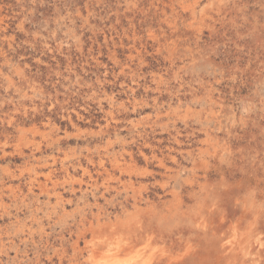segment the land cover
Segmentation results:
<instances>
[{"label":"rangeland","instance_id":"1","mask_svg":"<svg viewBox=\"0 0 264 264\" xmlns=\"http://www.w3.org/2000/svg\"><path fill=\"white\" fill-rule=\"evenodd\" d=\"M195 1L0 0V264H264V0Z\"/></svg>","mask_w":264,"mask_h":264},{"label":"bare ground","instance_id":"2","mask_svg":"<svg viewBox=\"0 0 264 264\" xmlns=\"http://www.w3.org/2000/svg\"><path fill=\"white\" fill-rule=\"evenodd\" d=\"M220 2V1H219ZM187 3V2H186ZM199 4V1L197 0V1H195V3H193V5H191L189 8L196 14V10H197V5ZM186 5V4H185ZM199 10V9H198ZM192 11H191V13H192ZM195 14H192V15H195ZM202 14V13H201ZM197 15V14H196ZM200 16V15H199ZM194 19H195V17H194ZM195 21H196V19H195ZM192 23V22H191ZM193 27V26H192ZM21 73H23V72H21ZM113 99V98H112ZM234 114V113H233ZM21 125V124H20ZM21 128H23V127H21ZM21 128H19L20 130H21ZM210 137V136H209ZM215 138V137H214ZM215 140V139H214ZM218 141V140H217ZM224 141V140H223ZM216 142V141H215ZM225 142V141H224ZM224 144V143H223ZM224 147V146H223ZM158 157V156H157ZM160 159V158H159ZM115 161H117V163H119V161L117 160V158H116V160ZM160 161L161 162H163V160L162 159H160ZM100 165H104V161H103V159H101V161H100ZM47 177H51V176H47ZM192 180V179H191ZM216 183V182H215ZM238 184V183H237ZM176 189V188H175ZM178 190V189H177ZM242 190H244V189H242ZM216 192V191H215ZM245 192V191H244ZM226 193V192H225ZM239 193V192H238ZM57 194V193H56ZM223 195V194H222ZM240 195H241V193H240ZM59 196V195H58ZM224 196V195H223ZM237 198V197H236ZM243 198V197H242ZM209 199V198H208ZM219 199V198H218ZM61 200V199H60ZM215 200V199H214ZM222 200V199H221ZM237 200V199H236ZM209 201V200H208ZM206 202V201H205ZM211 202V201H210ZM236 202V201H235ZM237 203V202H236ZM244 203V202H243ZM242 203V204H243ZM138 206V205H137ZM208 206V205H207ZM243 206H245V204L243 205ZM255 206V205H254ZM256 207H257V205H256ZM239 208V207H238ZM213 209V208H212ZM207 210V209H206ZM220 210H221V208H220ZM242 209H240V211H241ZM257 210V209H256ZM203 211H204V209H203ZM260 212V211H259ZM209 213V212H208ZM257 213V212H256ZM101 215V213H99L98 214V218H99V216ZM106 216V215H105ZM234 216V215H233ZM241 216V215H240ZM250 216V215H249ZM134 217V216H133ZM200 217V216H199ZM242 217V216H241ZM257 217V216H256ZM111 218V217H110ZM224 218H226V217H224ZM244 218H246L245 216H244ZM252 218H253V215H252ZM125 219V218H124ZM154 219V218H153ZM205 219V218H204ZM234 219V218H233ZM247 219V218H246ZM106 220V219H105ZM108 220V219H107ZM111 220V219H110ZM157 220V219H156ZM220 220V219H219ZM218 220V221H219ZM249 220H250V218H249ZM253 220V219H252ZM205 221V220H204ZM207 221V220H206ZM225 221V220H224ZM237 221V220H236ZM256 221V220H255ZM112 222V221H111ZM138 222V221H137ZM214 222V221H213ZM223 222V221H222ZM108 223V222H107ZM106 223V224H107ZM112 223H114V222H112ZM210 223V222H209ZM221 223V222H220ZM231 223V222H230ZM96 224H98V223H96ZM205 224V223H204ZM208 224V223H207ZM219 224V223H218ZM223 224V223H222ZM251 224V223H250ZM99 225V224H98ZM102 225V224H101ZM116 225H118V224H116ZM135 225V224H134ZM143 225V224H142ZM105 226V225H104ZM108 226V225H107ZM114 226V225H113ZM139 226V225H138ZM137 226V227H138ZM197 226V225H196ZM204 226V225H203ZM257 226H258V224H257ZM120 227V226H119ZM123 227V226H122ZM256 227V226H255ZM90 228H91V226H90ZM100 228V227H99ZM109 228V227H108ZM121 228V227H120ZM125 228V227H124ZM127 228V227H126ZM129 228V227H128ZM127 228V229H128ZM209 228V227H208ZM245 228V227H244ZM258 228V227H257ZM260 228V227H259ZM258 228V229H259ZM96 229H97V225H96ZM110 229H112V227H110ZM135 230H136V228H134ZM146 229V228H145ZM160 229V228H159ZM210 229V228H209ZM214 229V228H213ZM231 230H230V234H229V238L227 239V241H226V245L224 246V248H223V246H222V248H223V250L222 251H224L225 252V254H223V256L221 257V258H219L220 260H224V262H225V260H227L225 263L226 264H236L237 262L239 263V264H242V261H244L245 260V258L246 257H251L252 258V260H253V257H254V254H255V249L258 247V246H260L261 247V243H260V238H259V235L258 234H256L255 232H254V230H255V228H253L252 226H250V227H247V228H245V229H243V228H240L239 227V225H232L231 226V228H230ZM115 230V229H114ZM160 230H162V229H160ZM159 230V231H160ZM166 230V229H165ZM164 230V231H165ZM206 230V229H205ZM205 230H204V232H205ZM211 230V229H210ZM209 230V231H210ZM222 230H224V229H222ZM257 230V229H256ZM118 231V230H117ZM122 231V230H121ZM199 231V230H198ZM264 231V230H263ZM97 232H99V231H97ZM104 232V231H103ZM115 232V231H114ZM114 232H113V236H114ZM123 232H125V230H123ZM208 232V231H207ZM229 232V231H228ZM110 233H111V231H110ZM118 233V232H117ZM116 233V234H117ZM142 233H144V232H142ZM164 233V232H163ZM166 233V232H165ZM213 233H215V232H213ZM212 233V234H213ZM93 234V233H92ZM98 234V233H97ZM120 234H122L121 232H120ZM160 234V233H159ZM158 234V235H159ZM191 234V233H190ZM261 235H262V233H260ZM95 235V234H94ZM108 235V234H107ZM135 235V234H134ZM146 235V234H145ZM174 235V234H173ZM183 235V234H182ZM192 235H193V233H192ZM220 235H222V234H220ZM225 235V234H224ZM137 236V235H136ZM178 236V235H177ZM176 236V237H177ZM190 236V235H189ZM201 236V235H200ZM204 236V235H203ZM94 237V236H93ZM108 237V236H107ZM131 237V236H130ZM184 237V236H183ZM202 237V236H201ZM200 237V238H201ZM105 238V237H104ZM137 238V237H136ZM161 238V237H160ZM84 239H86V238H84ZM92 239V238H91ZM131 239V238H130ZM180 239H181V237H180ZM106 239H102V238H94V239H92L91 241H89V245L87 246V253H88V255H87V257L86 258H84L85 259V261H84V264H150L151 262H152V260H153V258H154V251H153V249H151V252L149 251V252H145V249H146V247H147V245L148 244H146V243H144V244H142L141 246H139L138 248H136L135 250H132V251H129L128 253H124V254H121V253H119V248H120V244H121V242H122V236H117V237H113L112 239H110L109 238V240H108V244H105V245H107V247H106V249L104 250V251H99L98 253H96L95 251H94V249H95V247H97L101 242H103V241H105ZM107 240H106V243H107ZM126 240V239H125ZM201 240V239H200ZM77 241V240H76ZM157 241V240H156ZM160 241V240H159ZM191 241V240H190ZM194 241V240H193ZM204 241H205V239H204ZM85 242V241H84ZM127 242V241H126ZM166 242V241H165ZM188 242V241H187ZM206 242V241H205ZM78 243V242H77ZM161 243V242H160ZM76 244V243H75ZM165 244H167V243H165ZM185 244V243H184ZM77 245V244H76ZM123 245V244H122ZM125 245V244H124ZM154 245V244H153ZM264 244H262V246H263ZM83 246H85V245H83ZM131 246V245H130ZM79 247V246H78ZM129 247V246H128ZM132 247V246H131ZM194 247V246H193ZM212 247V246H211ZM101 248V247H100ZM104 248V247H103ZM151 248V247H150ZM164 248V247H163ZM131 249V248H130ZM147 249H149V248H147ZM162 249V248H161ZM193 249V248H192ZM86 250V249H85ZM97 250V249H96ZM122 250V249H121ZM126 250V249H125ZM124 250V251H125ZM181 250V249H180ZM205 250V249H204ZM203 250V251H204ZM219 250V249H218ZM166 251V250H165ZM191 251V250H190ZM202 251V252H203ZM211 251V250H210ZM82 252H83V250H82ZM81 252V253H82ZM86 252V251H85ZM101 252V253H100ZM126 252V251H125ZM196 252V251H195ZM257 252H258V250H257ZM257 252H256V256H257ZM206 253V252H205ZM209 253V252H208ZM202 254V253H201ZM76 255V254H75ZM82 255V254H81ZM178 255H180V253L178 254ZM184 255V254H183ZM263 255V254H262ZM261 255V256H262ZM213 256V255H212ZM212 256H210V257H212ZM258 256H259V254H258ZM73 257H75V256H73ZM78 257V256H77ZM183 257V256H182ZM209 258V257H208ZM250 258V259H251ZM260 258V257H259ZM258 258V259H259ZM84 259H81V260H84ZM155 259V258H154ZM171 259V258H170ZM256 259V258H255ZM257 259V260H258ZM80 260V261H81ZM189 260V259H188ZM187 260V261H188ZM220 260H219V262H215L216 264H220L221 262H220ZM76 261H78V260H76ZM179 261H180V259H179ZM212 261V260H211ZM250 261V260H249ZM259 261V260H258ZM254 262V261H253ZM252 262V263H253ZM168 263V262H167ZM184 263V262H183ZM248 263V262H247ZM258 263V262H257ZM256 263V264H257ZM185 264H187V263H185ZM221 264H223V263H221ZM250 264H251V262H250Z\"/></svg>","mask_w":264,"mask_h":264}]
</instances>
